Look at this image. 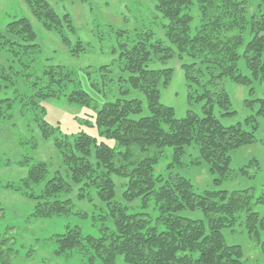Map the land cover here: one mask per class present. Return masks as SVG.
<instances>
[{"label":"trees","instance_id":"16d2710c","mask_svg":"<svg viewBox=\"0 0 264 264\" xmlns=\"http://www.w3.org/2000/svg\"><path fill=\"white\" fill-rule=\"evenodd\" d=\"M154 1L156 13L165 21L162 28L166 41L176 50L178 59L187 57L193 61L181 65L188 86L191 82L199 84L202 74L196 66L200 64L215 70L217 78L226 76L239 86L249 87L254 80L256 89L249 88L248 95L252 96L255 90H260L261 95L246 101H257L256 114L264 119V16L248 17L247 0ZM24 3L43 30L54 32L71 55L84 50L79 40L72 45L67 36L75 32L69 15L58 16L47 0H24ZM191 8L199 17L193 32ZM244 30H248L251 39L239 54L237 48L242 44L240 34ZM233 32L237 34L231 35ZM35 42V32L26 18L11 21L0 31V52L11 57L7 65H0V121L12 117L17 103L20 115L32 112V121L40 128L42 137L50 139L58 128L41 118L45 111L41 102L62 96L70 105L85 107L90 99L75 75L62 66L28 72L39 53ZM121 47L122 71L128 74L125 81L143 94L149 115L134 119L132 116L142 111L141 102L116 99L104 103L93 116L98 137L113 141L116 147L83 132L71 141L62 135L52 139L70 183L83 192L95 190L97 198L108 207L114 229L95 239L82 236L77 227L67 228L56 236L54 253L69 256L77 250L88 264H95V260L98 264H118L119 260L123 264H245L241 248L225 244L222 229L233 226L236 215L242 213L247 234L257 239L258 226L264 229V217L252 210L248 194L245 191L197 194L189 180L173 175L155 177L154 169L165 148L172 149V161L180 164L185 149L195 145L196 163L203 160L211 174L223 178L230 172V151L254 143L256 125L249 131L241 125L223 127L212 114L210 100L202 108V117L187 111L184 117L176 118L172 108L159 102V89L171 81L172 69L148 66L153 59L165 63L173 58V48L154 41L153 33L147 30L138 32ZM241 59L252 79L240 72ZM100 69L107 71V66ZM211 75L213 79L215 76ZM201 97H209L207 90L198 99ZM229 101L224 90H220L217 102L225 115L233 113L228 111ZM47 172L45 163L35 161L29 167L25 185L43 181ZM112 175L125 179L122 192L125 202L139 201L142 208L152 205L156 225L150 224L151 218L146 214L127 213L125 207L114 201ZM66 191L69 185L54 173L39 195L29 194L33 200L37 199L33 215L36 218L67 215L71 202L58 197ZM257 203L264 205V192ZM183 210L201 211L206 222L182 217ZM260 250L264 258V242L260 243ZM9 255L0 251L3 264H7Z\"/></svg>","mask_w":264,"mask_h":264},{"label":"rangeland","instance_id":"374dc122","mask_svg":"<svg viewBox=\"0 0 264 264\" xmlns=\"http://www.w3.org/2000/svg\"><path fill=\"white\" fill-rule=\"evenodd\" d=\"M47 2L58 16L69 15L75 32L67 33V36L72 45L76 39L79 40L84 47L83 51L71 55L61 45L54 32L43 30L39 21L27 10L24 0H0V31L11 21L19 18L28 19L39 48V53L35 55V61L28 72L39 73L47 66H62L75 75L90 101L89 106L85 107L70 105L62 96L57 100L42 101L40 105L45 111L41 118L50 126L58 128L50 135V139L42 137L40 128L32 121V112L25 116L20 115L17 103L11 111L12 117L0 121V251L10 254L6 258L7 264H88L86 257L77 250L69 256L56 255L54 253L56 236L63 234L67 228L77 227L82 236L97 239L103 233L113 231L112 218L108 207L97 198L94 189H86L83 192L79 186L70 183L67 170L52 139L62 135L71 141L78 133L83 132L95 137L98 142L116 147L113 141L98 137L93 123L96 109L116 99H136L141 102L142 111L132 118L138 119L149 115L143 94L132 89L125 81L128 74L122 71L121 46L143 30L151 31L154 41L159 40L166 46H172L166 41L162 28L165 21L156 13L154 0H47ZM190 12L194 16L191 25L193 32L199 23V17L193 8ZM255 14L264 16V3L261 0H247L246 15L250 17ZM118 31L124 33L119 34ZM236 34L237 32L231 33ZM240 35L242 44L237 48V52L242 54L251 35L248 30L242 31ZM173 50L174 57L165 63L153 59L148 65L152 69L171 68L173 71L169 84L159 89V102L172 108L176 118H182L187 111L202 117V108L210 100L212 114L223 127L241 125L243 129L249 131L252 125H256L255 142L230 151V172L223 178L211 174L203 160H198L199 164L196 163L198 150L195 145L185 149L180 164L172 161V149L165 148L155 166L154 176L183 177L189 180L197 194L219 191L230 194L245 191L250 197L252 210L260 217H264V205L257 203V199L264 192V119L256 114L257 101H246L259 97L261 91L255 90L250 96L249 88L256 89L254 80L249 87L239 86L226 76L217 78L215 76L217 72L204 64L196 66L197 69H201L202 74L199 84L191 82L188 86L181 65L193 61L187 57L178 59L176 50L174 48ZM9 60H11L9 54L0 52V65H7ZM103 66H107V71L100 69ZM239 69L243 75L251 78L242 59L239 62ZM211 74L215 76L213 79ZM206 90L209 97L198 99ZM220 90H224L229 97L228 111L233 112L230 115H225V110L218 105L217 97ZM124 91L126 94H122ZM35 161L46 164L48 171L46 178L37 184L26 186L24 180L29 167ZM56 172L69 185V191L59 193L58 197L69 199L71 210L67 215L59 217L36 218L33 211L37 199L33 200L29 194L39 195L45 182ZM215 179L219 182L215 183L213 181ZM112 180L115 188L114 201L125 207L127 213L146 214L151 218L150 224L156 225L152 205L142 208L139 201L125 202L122 198L125 179L112 175ZM81 193L84 195L83 198L78 197ZM180 215L187 219L206 222L204 214L198 210H183ZM258 232L257 239L247 234L242 213L236 215L233 226L222 229L225 244L240 247L245 264H264L260 250V243L264 242V229L258 226ZM98 263V260H95V264ZM0 264H3L2 259ZM118 264L123 262L119 260Z\"/></svg>","mask_w":264,"mask_h":264}]
</instances>
